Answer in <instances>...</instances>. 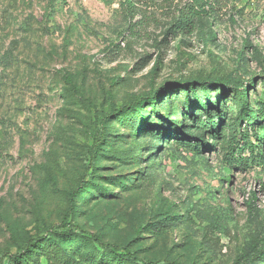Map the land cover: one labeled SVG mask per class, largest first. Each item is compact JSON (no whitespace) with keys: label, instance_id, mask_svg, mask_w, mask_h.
Masks as SVG:
<instances>
[{"label":"rangeland","instance_id":"rangeland-1","mask_svg":"<svg viewBox=\"0 0 264 264\" xmlns=\"http://www.w3.org/2000/svg\"><path fill=\"white\" fill-rule=\"evenodd\" d=\"M126 1L0 0V259L27 234L66 229L68 193L88 166L87 185L102 194L92 188L76 201L74 237L126 246L139 259L233 264L264 236V168L230 167L207 137L212 147L197 153L136 139L127 118L109 117L100 145L108 153L90 165L88 157L96 115L165 83L253 80L252 103L264 66L248 45L264 60V0L219 1L199 31L177 35L165 32L191 0ZM180 99L166 98L163 123L153 124H178Z\"/></svg>","mask_w":264,"mask_h":264},{"label":"trees","instance_id":"trees-1","mask_svg":"<svg viewBox=\"0 0 264 264\" xmlns=\"http://www.w3.org/2000/svg\"><path fill=\"white\" fill-rule=\"evenodd\" d=\"M148 1L154 3L155 0ZM219 1L222 0H191L190 4L177 12L165 35L199 31L213 17ZM129 2L131 0H127L124 6L131 8L132 3ZM248 46L256 63L263 67L264 60L259 50ZM67 84L69 89L66 91L70 92V83ZM176 84L165 83L158 90L136 97L120 109L111 106L102 116L96 115L100 130L92 136V145L88 149L89 165L98 155L108 153L100 145L105 136L104 125L109 117H113V121L120 122L127 118V125L136 139L148 137L170 140L172 144L186 145L201 153V150L212 147L205 141L207 137L214 145L220 146L230 167L237 166L245 170L255 165L264 168V90L250 103L248 91H255L253 80L243 81L227 76L216 80L191 79L181 81L180 86ZM176 93L181 94L180 122L170 123L168 128L163 124H153L154 120L163 123L160 105L166 98L171 100ZM148 107L151 108L149 114L145 111ZM151 112L155 114L153 120H150ZM131 114L133 116L129 117ZM245 151L249 155L242 158L241 154ZM132 159L139 163L137 159L141 158L134 153ZM91 168H86L76 186L68 193L67 213L61 221L66 229L58 234L48 230L41 238L27 234L14 245L15 253L6 259L1 258L0 264H180L173 260L139 259L126 246L104 244L97 238L88 239L83 234L73 236L76 226L67 221L75 212L76 201L87 200L85 193L92 188L97 195L102 194L99 191L102 188L97 184L89 182L87 185ZM63 243H68V247H64ZM233 264H264V236L251 239Z\"/></svg>","mask_w":264,"mask_h":264}]
</instances>
